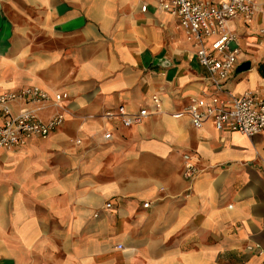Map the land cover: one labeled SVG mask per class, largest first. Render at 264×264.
Instances as JSON below:
<instances>
[{
	"label": "crops",
	"instance_id": "crops-1",
	"mask_svg": "<svg viewBox=\"0 0 264 264\" xmlns=\"http://www.w3.org/2000/svg\"><path fill=\"white\" fill-rule=\"evenodd\" d=\"M253 1L252 23H228L235 69L249 67L227 86L264 98V0ZM195 51L152 0H0V91L68 93L56 130L0 150V264H264V129L192 125L182 108L212 93ZM119 105L151 114L129 127L100 116Z\"/></svg>",
	"mask_w": 264,
	"mask_h": 264
},
{
	"label": "built area",
	"instance_id": "built-area-1",
	"mask_svg": "<svg viewBox=\"0 0 264 264\" xmlns=\"http://www.w3.org/2000/svg\"><path fill=\"white\" fill-rule=\"evenodd\" d=\"M152 1L176 18L177 27L183 30L186 40L195 45V57L206 69L212 87L209 95L203 93L200 97H190L181 112L190 117L195 128H201L210 120L217 130L228 129L248 137L262 131L264 98L258 97L252 90L237 94L227 86L240 53L237 37L228 29V23L235 17H241L246 24L252 23L258 4L253 0H219L217 4L207 0ZM145 10L146 5H142L141 11ZM260 32L264 34V26ZM66 98L68 93L65 91L50 94L38 86L0 91V150L24 145L33 136L46 138L63 123L67 109L62 101ZM25 99L33 107L12 113L10 103ZM152 101L155 109L161 108L158 95H152ZM47 106H52L54 112L43 120L37 112ZM150 114L147 109L129 113L124 105H119L115 110H105L100 116L106 120L119 119L123 126L129 127ZM109 135L106 131L105 136ZM183 159L182 175L185 179H192L197 172L195 165L189 155L184 154ZM143 206L147 207L148 203H143ZM117 248L121 249L122 244H117ZM247 249L263 253L257 244L248 245Z\"/></svg>",
	"mask_w": 264,
	"mask_h": 264
},
{
	"label": "water",
	"instance_id": "water-1",
	"mask_svg": "<svg viewBox=\"0 0 264 264\" xmlns=\"http://www.w3.org/2000/svg\"><path fill=\"white\" fill-rule=\"evenodd\" d=\"M248 67H249V63L243 62L240 65H238L235 70L236 72H240V71H243L244 69H248Z\"/></svg>",
	"mask_w": 264,
	"mask_h": 264
}]
</instances>
